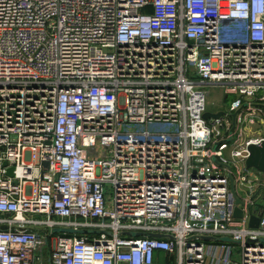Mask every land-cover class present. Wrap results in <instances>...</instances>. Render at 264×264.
Wrapping results in <instances>:
<instances>
[{"label": "built area", "instance_id": "2783aa9c", "mask_svg": "<svg viewBox=\"0 0 264 264\" xmlns=\"http://www.w3.org/2000/svg\"><path fill=\"white\" fill-rule=\"evenodd\" d=\"M209 85L234 98L204 119ZM246 99L264 0H0V264H264L229 189L255 210Z\"/></svg>", "mask_w": 264, "mask_h": 264}, {"label": "rangeland", "instance_id": "374dc122", "mask_svg": "<svg viewBox=\"0 0 264 264\" xmlns=\"http://www.w3.org/2000/svg\"><path fill=\"white\" fill-rule=\"evenodd\" d=\"M234 98L232 94L224 93V85H209L206 87L204 97V108L207 112L224 111L227 109L229 102ZM248 103L254 104L250 106V110H243L241 120L236 122L233 127V138L243 142L249 138H258L264 136V106L253 99H246ZM251 118L252 122L248 119ZM224 155L226 150L223 151ZM262 197L257 196L254 205L261 207L264 205V192L260 193ZM40 218V215H33Z\"/></svg>", "mask_w": 264, "mask_h": 264}, {"label": "water", "instance_id": "95a60500", "mask_svg": "<svg viewBox=\"0 0 264 264\" xmlns=\"http://www.w3.org/2000/svg\"><path fill=\"white\" fill-rule=\"evenodd\" d=\"M223 112L222 111H217L214 113L211 112H207L204 111L202 114V118L206 119V118H216L220 115H222ZM245 150H246V157L243 160V166L245 169H254L257 172L261 173L264 177V140L261 139L260 141H258L257 143L254 142H248L245 146ZM4 164V163H3ZM6 174L10 175L11 174V168H7L6 169ZM228 178H229V189H230V193L234 198V206L232 208V215L235 218H239L241 216V209L239 206L244 205L245 208L248 211V223L247 226L250 228H255L257 226L258 223V216L260 214L259 211H255V210H250L249 208V204L248 203H243L237 196H235L234 193V189H233V181L232 178L230 176V174L228 173ZM56 230H63V229H56ZM69 231V230H68ZM78 233H83V230H78ZM130 235L132 236H139L141 235L140 232H133L130 233ZM147 236L150 237H159L161 236L158 233H147ZM205 239H207V237H205Z\"/></svg>", "mask_w": 264, "mask_h": 264}, {"label": "crops", "instance_id": "0c3cea01", "mask_svg": "<svg viewBox=\"0 0 264 264\" xmlns=\"http://www.w3.org/2000/svg\"><path fill=\"white\" fill-rule=\"evenodd\" d=\"M247 174H248L247 175L248 180H251V177L253 176V174L255 175L254 183L248 181L247 184H245V185L243 184L241 186H238L237 184H235L234 186H235V188H237V186H238V189L240 188L239 190L243 191L245 193H246V189H245L246 187L252 188L253 192L250 196H253V202H254V200H256L257 196H260V197L263 196L260 193L264 192V177L262 174L256 173L252 169H248ZM243 194L244 193H241L240 195L243 196ZM253 209H255L256 211H259L261 214H264V205L261 207H257L254 205ZM166 258H167V256L164 252L158 251L155 253V256H154V259H155L154 264H159L160 262L164 261Z\"/></svg>", "mask_w": 264, "mask_h": 264}]
</instances>
